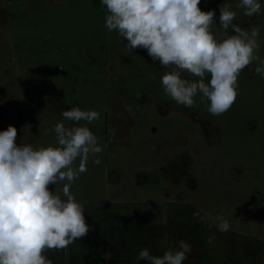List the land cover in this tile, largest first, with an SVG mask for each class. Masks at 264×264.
Listing matches in <instances>:
<instances>
[{"label":"rangeland","instance_id":"rangeland-1","mask_svg":"<svg viewBox=\"0 0 264 264\" xmlns=\"http://www.w3.org/2000/svg\"><path fill=\"white\" fill-rule=\"evenodd\" d=\"M225 2L199 5L215 10L217 38L233 34L219 25ZM227 2L237 12L234 23L259 27L264 60V0L262 14L251 18L235 7L238 0ZM106 13L100 0H0V131L14 125L18 145L46 147L56 144L53 125L75 126L63 110L100 113L87 126L104 149L101 163L90 157L70 190L84 207L103 212L111 240L99 250L104 259L117 258L113 243L122 244V260L134 261L143 248L163 256L184 240L192 246L185 264H264L259 61L240 73L235 102L223 114H210L201 93L185 107L161 84L172 67L160 66L145 49L129 51L126 39L106 29ZM62 187L58 182L53 191L64 198ZM217 216L229 221L227 232L217 230Z\"/></svg>","mask_w":264,"mask_h":264},{"label":"clouds","instance_id":"clouds-1","mask_svg":"<svg viewBox=\"0 0 264 264\" xmlns=\"http://www.w3.org/2000/svg\"><path fill=\"white\" fill-rule=\"evenodd\" d=\"M100 2L107 9L106 29L126 39L129 51L145 49L160 66L172 67L162 75L161 84L179 105L194 106V97L201 93V102H209V113L219 116L235 102L238 77L246 67L259 61L254 71L264 76V60L258 55L260 29L251 26L246 30L234 23L237 12L227 0L219 5L218 20L224 33L233 34L220 38L212 31L215 10L202 11L201 0ZM235 7L249 18L262 14L260 0H238ZM182 73L199 79L189 81ZM206 74L210 75L207 83ZM61 115L75 126L63 122L53 125L50 130L56 134L55 145H18L14 125L0 131V264H52L44 255L46 250L64 249L90 230L84 207L70 189L87 171L90 157L94 164L101 163L98 154L104 149L87 126L100 113L74 107ZM58 182L63 183L64 198L53 191ZM215 219L218 231L230 229L227 219ZM191 253L192 246L181 240L179 250L156 256L146 247L139 251L138 259L145 264H185Z\"/></svg>","mask_w":264,"mask_h":264},{"label":"flooded vegetation","instance_id":"flooded-vegetation-1","mask_svg":"<svg viewBox=\"0 0 264 264\" xmlns=\"http://www.w3.org/2000/svg\"><path fill=\"white\" fill-rule=\"evenodd\" d=\"M94 211L90 207L87 210L84 208L86 222L90 225L86 236L76 239L64 249L45 251L44 255L51 260L52 264H128V260L125 261L121 258L122 249L120 248V253L116 246L113 249L117 252V258L104 259L99 256V250L111 240L104 231V225L91 216ZM88 212H91V215Z\"/></svg>","mask_w":264,"mask_h":264},{"label":"trees","instance_id":"trees-1","mask_svg":"<svg viewBox=\"0 0 264 264\" xmlns=\"http://www.w3.org/2000/svg\"><path fill=\"white\" fill-rule=\"evenodd\" d=\"M84 207V206H83ZM86 210H87V208H88V206H86V207H84ZM90 209H92L91 207H90ZM95 211L92 213V215L91 216H93L96 220H98L102 225H104V215H103V212L101 211V210H99L98 208H96V209H94ZM148 231H150L149 233L150 234H153V233H155L156 232V230H155V228H154V226L153 227H150V228H148ZM72 244V243H71ZM115 246L118 248V250H119V252L121 253V249H122V244L121 243H119V244H115ZM121 248V249H120ZM90 258H93V257H91L90 256ZM136 261V262H135ZM127 263L128 264H145L144 263V261L143 260H128L127 261ZM200 264H202V263H200Z\"/></svg>","mask_w":264,"mask_h":264}]
</instances>
